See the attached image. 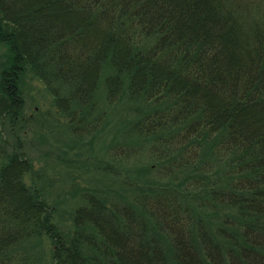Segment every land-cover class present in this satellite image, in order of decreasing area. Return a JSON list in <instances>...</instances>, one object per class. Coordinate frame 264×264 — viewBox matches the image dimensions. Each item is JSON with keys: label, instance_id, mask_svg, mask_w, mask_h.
Returning <instances> with one entry per match:
<instances>
[{"label": "trees", "instance_id": "obj_1", "mask_svg": "<svg viewBox=\"0 0 264 264\" xmlns=\"http://www.w3.org/2000/svg\"><path fill=\"white\" fill-rule=\"evenodd\" d=\"M27 74L73 150L106 145L72 159L110 179L74 178L69 219ZM45 236L53 264H264V0H0V264Z\"/></svg>", "mask_w": 264, "mask_h": 264}, {"label": "rangeland", "instance_id": "obj_2", "mask_svg": "<svg viewBox=\"0 0 264 264\" xmlns=\"http://www.w3.org/2000/svg\"><path fill=\"white\" fill-rule=\"evenodd\" d=\"M23 86L27 100L25 113L27 117L33 118L27 126L28 133L25 135L27 139L24 142L28 156L34 161L37 169L45 170L43 172H46L45 179L49 182L50 192L58 196L56 199L61 210L58 217L69 219L68 213L79 203V197H75L79 192L75 191L74 194L72 190L74 178L79 177L78 186L82 187H94L110 179L101 181L104 175L92 168L91 164H85L84 159L78 162L72 159L80 153L102 155L106 145L103 140L86 146L80 143L84 148L77 147L73 150L74 137L66 124L67 118L62 120L58 117L53 97L45 85L33 75L27 74ZM112 135L116 133L110 134L108 138L110 142ZM28 250H31L32 254L31 264H53L51 244L46 236L32 239Z\"/></svg>", "mask_w": 264, "mask_h": 264}]
</instances>
